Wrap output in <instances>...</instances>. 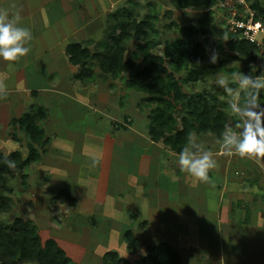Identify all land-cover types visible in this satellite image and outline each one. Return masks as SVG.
Returning <instances> with one entry per match:
<instances>
[{
  "label": "rangeland",
  "instance_id": "1",
  "mask_svg": "<svg viewBox=\"0 0 264 264\" xmlns=\"http://www.w3.org/2000/svg\"><path fill=\"white\" fill-rule=\"evenodd\" d=\"M186 1L0 0V12L19 13L31 32L26 56L12 67L0 59V150L27 162L7 176L9 190L0 182L2 225L29 221L41 244L53 239L70 264H148L159 243L182 264H264V170L220 150L225 125L238 119L215 84L264 72L263 49L230 24L264 22V0ZM121 22L126 60L163 57L162 92L128 88V72L114 75L92 57ZM234 41L248 42L245 51ZM76 43L91 53L82 64L69 53ZM214 99L223 124L198 130L197 114ZM185 128L184 139L177 132ZM190 134L214 153L205 181L176 163Z\"/></svg>",
  "mask_w": 264,
  "mask_h": 264
},
{
  "label": "trees",
  "instance_id": "2",
  "mask_svg": "<svg viewBox=\"0 0 264 264\" xmlns=\"http://www.w3.org/2000/svg\"><path fill=\"white\" fill-rule=\"evenodd\" d=\"M184 1L187 2L186 0ZM188 1L190 3L193 2V0ZM118 27L117 31H113L109 35L110 44L108 47H105L101 52L93 54L92 57L100 60V66L103 70L112 72L114 75L120 74L122 71L128 72L125 80L128 88L139 91L162 92L165 85L161 74L166 70L163 65V57L152 53H145L140 62L134 59L126 60L124 58L126 49L123 41H125L124 36L127 35L125 34L127 29L122 22ZM137 30L139 33H143L141 28H137ZM246 45H248V42L245 41L240 44L234 41L232 44V46L241 52L245 51ZM145 47L146 45H143L141 48L144 50ZM251 47L255 48L254 45ZM69 53L75 64H82L83 61L81 59L87 58L91 54L89 49L77 43L74 46L71 45ZM156 85L158 86L156 87ZM169 86H174L175 90L179 93L178 89L180 88L177 82L175 83L173 80ZM168 92L170 91L168 90ZM214 100L215 102L212 104L213 108L210 109L205 104L202 112H197V117L200 116L201 118L198 130L210 129L212 131H219L221 124H223V119L218 115L214 116V109L220 106L217 103L218 101ZM211 115L214 117L212 118ZM188 132L185 128L183 131L177 133H182L181 137L185 139ZM7 161H12L14 167H9ZM26 163L25 160L21 159L20 153L13 152L5 156L2 150H0V182L5 185L7 176L13 175L16 171L22 172ZM3 189L9 190L6 185L3 186ZM3 204H5V201H3ZM114 255L117 258L116 254ZM117 259V264H123L122 258ZM147 259L148 261L146 262L148 264H182L176 249L166 243H159L151 247V252L146 257ZM26 262L37 264H70L71 260L53 239L48 240L43 246L37 230L31 226L29 221L18 219L10 229L0 223V264H25Z\"/></svg>",
  "mask_w": 264,
  "mask_h": 264
},
{
  "label": "clouds",
  "instance_id": "3",
  "mask_svg": "<svg viewBox=\"0 0 264 264\" xmlns=\"http://www.w3.org/2000/svg\"><path fill=\"white\" fill-rule=\"evenodd\" d=\"M30 40L31 32L22 26L19 13L11 18L7 12H0V59L12 67L29 53L30 48L26 45ZM218 58L219 54L213 52L210 62L216 63ZM254 71L252 69L248 74L234 72L231 78L216 79L215 84L231 98L229 115L238 119L235 127L225 125L218 143L222 152L250 159L264 170V104L259 102L264 91V72L255 75ZM7 163L14 167L12 161ZM176 163L180 171L200 181L207 180L210 170L216 167L214 153L207 150L195 134L188 136L186 145L176 154ZM99 164L100 158L93 157L92 166Z\"/></svg>",
  "mask_w": 264,
  "mask_h": 264
},
{
  "label": "built area",
  "instance_id": "4",
  "mask_svg": "<svg viewBox=\"0 0 264 264\" xmlns=\"http://www.w3.org/2000/svg\"><path fill=\"white\" fill-rule=\"evenodd\" d=\"M242 3L244 0L241 1ZM230 24L233 29L244 33L248 40L257 44L263 49L264 52V22L261 19H249V20H230Z\"/></svg>",
  "mask_w": 264,
  "mask_h": 264
},
{
  "label": "crops",
  "instance_id": "5",
  "mask_svg": "<svg viewBox=\"0 0 264 264\" xmlns=\"http://www.w3.org/2000/svg\"><path fill=\"white\" fill-rule=\"evenodd\" d=\"M249 209H247V216H246V218L248 219V218H250L249 216H250V211H248ZM247 222H249V221H247Z\"/></svg>",
  "mask_w": 264,
  "mask_h": 264
}]
</instances>
